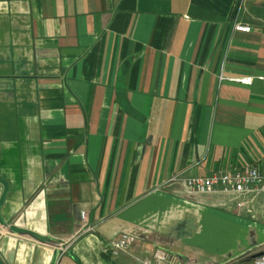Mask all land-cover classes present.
<instances>
[{
  "label": "crops",
  "instance_id": "crops-1",
  "mask_svg": "<svg viewBox=\"0 0 264 264\" xmlns=\"http://www.w3.org/2000/svg\"><path fill=\"white\" fill-rule=\"evenodd\" d=\"M245 166L264 0H0V264H254L264 194L170 182Z\"/></svg>",
  "mask_w": 264,
  "mask_h": 264
},
{
  "label": "built area",
  "instance_id": "built-area-1",
  "mask_svg": "<svg viewBox=\"0 0 264 264\" xmlns=\"http://www.w3.org/2000/svg\"><path fill=\"white\" fill-rule=\"evenodd\" d=\"M238 31L249 32L247 25L237 24ZM223 79V77H221ZM243 84L251 83L252 78L232 79ZM170 182H180L189 191L197 194L221 193L226 195H242L244 193L255 192L264 194V172L256 166H245L242 169L216 172L208 176H182L177 175ZM84 212L81 217L84 218ZM134 243V238L130 235H121L112 242V252L117 255L126 252ZM140 264H186L183 257L164 250L155 248L151 257L142 259ZM254 264H264V254L254 259Z\"/></svg>",
  "mask_w": 264,
  "mask_h": 264
}]
</instances>
